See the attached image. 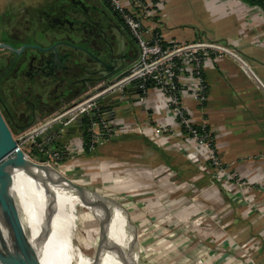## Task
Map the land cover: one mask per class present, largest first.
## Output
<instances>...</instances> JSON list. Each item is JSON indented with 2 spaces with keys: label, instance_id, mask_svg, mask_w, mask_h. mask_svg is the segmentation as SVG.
Returning a JSON list of instances; mask_svg holds the SVG:
<instances>
[{
  "label": "crops",
  "instance_id": "1",
  "mask_svg": "<svg viewBox=\"0 0 264 264\" xmlns=\"http://www.w3.org/2000/svg\"><path fill=\"white\" fill-rule=\"evenodd\" d=\"M152 23L166 40H219L238 49L250 62L254 78L246 75L229 57L209 63L205 67L209 85L207 102L203 107L190 100L188 103L195 122L206 124L215 134L222 160L231 163L232 169L243 176L256 174L264 180V11L241 0H198V5L190 0H164L159 14L152 18ZM136 59L133 53V62ZM127 96L133 102L115 107L116 114L110 121L118 126L149 125L156 128L160 135L126 133L112 136L93 152L79 155L78 160H66V165L73 167L67 169L69 175L74 177L85 170V161L104 160L109 168L126 167V171L115 168L112 173L107 171V175L102 176L107 183H120L121 191L127 189L122 183H134L133 209L140 204L145 207L133 210V215L128 204L120 200L122 196L106 198L109 203H113V207L126 213L125 222L131 223L133 220V227L136 226L134 231L139 228L147 213L154 214V202L148 201L152 196L151 189L157 186L159 191L165 193L160 208L163 213L168 211L174 219L187 222L199 211L196 204L203 205L215 213L225 214V237L243 235V232L235 228L238 222H242V227H248L247 236L260 235L262 244L264 222L260 229H256L252 222V210L241 209L245 213L242 212L234 204V195L210 186L211 174L194 163L195 159L203 158L202 153L187 143L181 125L165 111L160 91L151 87L141 98L142 93L133 87ZM79 126H69L68 133L59 139L64 142L74 141L79 136ZM201 162L204 163V159ZM88 176L91 181H96L95 174ZM258 200H264V192L253 202ZM110 225L109 220V228ZM195 227L204 229L199 232L209 237L218 234V230L212 226ZM132 232L125 228L119 234L129 237ZM200 241L203 242L204 238ZM232 243L228 245L232 247ZM231 257L226 264H233Z\"/></svg>",
  "mask_w": 264,
  "mask_h": 264
},
{
  "label": "built area",
  "instance_id": "2",
  "mask_svg": "<svg viewBox=\"0 0 264 264\" xmlns=\"http://www.w3.org/2000/svg\"><path fill=\"white\" fill-rule=\"evenodd\" d=\"M106 1L115 9L124 12L126 25L138 45L139 53L133 64V71L121 82L108 85L102 91H96L97 88L90 90L68 106L41 118L17 136L14 135L19 139L21 149L27 155L34 149L48 153L50 159L39 162L47 163L65 173V170L73 167L65 165L63 170L61 169L64 157L66 160H71L75 156L92 152L97 144L105 141L107 137L126 133L152 134L158 137L159 131L149 125L118 126L99 116V122H92L88 127L87 144L83 137L70 142L59 139L65 134V128L69 127L78 116L87 115L97 108L98 101L106 94L137 82V87L142 93L141 98H144L151 87L156 88L163 95L165 111L181 125L187 143L202 153L205 162H201L202 159H195L194 163L211 174V184L221 183L220 186H223L228 194L236 195L238 202L255 194L249 191L251 188H255L259 193L264 192V180L258 175L240 176L232 169L231 163L222 160L215 134L206 124L199 125L195 122L188 103L190 100L203 107L207 102L209 85L205 76V67L209 63L222 57H229L246 75L254 78L255 73L250 62L238 49L219 40L205 38L189 41L166 40L155 30L152 23V18L159 14V8L164 4V0ZM59 124L63 126L59 128ZM197 126H202L203 129L200 130ZM55 127L58 128L54 129ZM206 127L208 129H205ZM49 130H53V133L44 137L41 142H37V139L43 137ZM56 141L64 142L63 146L59 149L54 148L52 143ZM262 204L258 208L262 206L264 210V203Z\"/></svg>",
  "mask_w": 264,
  "mask_h": 264
},
{
  "label": "flooded vegetation",
  "instance_id": "3",
  "mask_svg": "<svg viewBox=\"0 0 264 264\" xmlns=\"http://www.w3.org/2000/svg\"><path fill=\"white\" fill-rule=\"evenodd\" d=\"M0 43V111L12 132L104 86L103 61L133 65L139 53L106 0H0Z\"/></svg>",
  "mask_w": 264,
  "mask_h": 264
},
{
  "label": "rangeland",
  "instance_id": "4",
  "mask_svg": "<svg viewBox=\"0 0 264 264\" xmlns=\"http://www.w3.org/2000/svg\"><path fill=\"white\" fill-rule=\"evenodd\" d=\"M190 1H192L193 4L197 3L198 5V0ZM13 134L17 136L19 133L13 130ZM78 139L79 138L74 141ZM27 148H29V145H27ZM29 156L38 161H45L48 160V158L50 159L48 153L40 152L35 149L29 152ZM77 157L78 156H75L74 160H78L79 158ZM66 163V160L62 162V170ZM107 165L108 164H106L104 160H94L91 162L85 161V164L83 165L85 170L77 173L74 177L69 175L70 172L68 170H65L64 174L73 179L78 185L86 187L93 192H97L105 198L113 197V199H116V197L120 198V196H122L120 200L128 204L127 207H129L132 215L133 210L143 209L140 207H145V205L141 204L133 209L134 183H122V185H125L129 191L127 189L121 191L119 190L121 189L119 185L120 183H107V180H105L106 178L101 176L107 175V171L112 173L115 168H120L121 171H126V167L120 166L109 168ZM79 169L82 170L83 168L79 167ZM170 173L172 172L170 171ZM89 174H95L96 181H91V178L88 176ZM239 175L243 176L241 174ZM43 183H45V186L55 185L54 180H49L47 178L43 179ZM220 184L221 183H215L213 185L210 183V186L220 188L221 191L226 193L225 188L220 186ZM249 191L254 192L255 194L244 199L242 202H238L236 195H234V204H236L240 210H252L254 212H251V214H253L252 217H254L252 218V222L256 229H260V225L264 222V210L262 206L259 208L258 206L264 203V200L253 202V200L259 197L261 193L255 188H251ZM91 195L98 200L94 194L91 193ZM150 195L152 196L149 198L150 200L148 202H154V205H152L155 210L154 214L147 213L144 219L140 222L139 228H136L135 231L134 228L136 226L133 227V220H131V223L126 221V224V213L122 209L113 207L114 205L111 202L106 203L104 201L107 208V214L111 217V219L109 218L111 221L109 228V239H111L110 251L115 264H226V261L230 256H233L231 257L233 259V264H248V262H250L249 264H264V241L261 244L260 241L262 240L260 239V235L251 236L252 238L248 237L247 225L242 227V222H238L235 228L238 229L240 233L243 232V235L239 234V236L234 235L233 237L227 238L225 237L227 223L224 213H215L212 209L195 203L197 208H199V211L194 218L187 220V222L183 220L181 221L177 218L174 219V216L170 215V212L166 211L168 213H163L160 209L162 207V198L165 193L159 191L157 186H153ZM231 195H233V193ZM253 197L254 199L252 200ZM19 202L21 203V200L18 199V197H15L14 209H12L11 212L18 220L22 221L25 210L23 206H19L22 205ZM98 209L101 214L103 211L102 207H98ZM243 210L241 211L244 212ZM65 211L69 214L68 216L65 213L63 218L64 222L67 223L66 232L71 239V243L77 249L85 250L88 254H92L94 249H85L84 246L85 243L94 246L93 244L97 239V236L93 231L94 226L89 224L87 228L86 226L82 227L81 222L79 221L80 219L73 216L71 213L72 211L68 206H66ZM245 216L247 217V212ZM172 220L175 221L172 222ZM195 226L215 227V229L218 230V234L215 237L214 235L213 237L206 236L205 234L203 235V233L199 232L200 228ZM125 228L129 231L133 230L129 237L121 236L119 234ZM203 230L204 229L200 231ZM137 232L139 234H137ZM133 233H136V235H133ZM202 238H204L205 242L200 241ZM231 241H233V243ZM228 243H232L233 246L231 247ZM231 251L233 252L232 255ZM259 261L261 263H258Z\"/></svg>",
  "mask_w": 264,
  "mask_h": 264
},
{
  "label": "bare ground",
  "instance_id": "5",
  "mask_svg": "<svg viewBox=\"0 0 264 264\" xmlns=\"http://www.w3.org/2000/svg\"><path fill=\"white\" fill-rule=\"evenodd\" d=\"M41 177L22 170L13 176V193L21 200L19 203L22 205L19 206L25 210L22 220L25 235L19 244L13 247V244L7 245L5 251L29 249L40 255L41 262L20 260L12 264H115L110 251L109 219L102 195L78 184L72 193L59 180L54 186H45ZM1 197L0 200L4 202L8 196L3 194ZM66 206L74 217L80 219L82 227L87 228L89 224L94 226L93 231L97 236L94 246L89 243L84 246L85 249L93 248L92 254L77 249L71 243L63 218ZM98 207L103 209L101 214ZM77 250L82 257L79 253L74 254Z\"/></svg>",
  "mask_w": 264,
  "mask_h": 264
},
{
  "label": "water",
  "instance_id": "6",
  "mask_svg": "<svg viewBox=\"0 0 264 264\" xmlns=\"http://www.w3.org/2000/svg\"><path fill=\"white\" fill-rule=\"evenodd\" d=\"M3 46L8 45L0 43V47ZM49 49H44V51L48 52L50 51ZM49 57L51 58L50 64H54L56 59L53 54L49 53ZM103 65L104 69L101 71V79H107L108 81L104 86L97 88L96 91H102L108 85L112 86L121 82L134 69V65H132L131 61H122L119 64H116L115 67L111 66L109 62L103 61ZM133 87H137V82L125 85L121 90L118 89L106 94L98 101L97 108L91 110L87 115L78 116L69 126L80 125L81 127L86 117L94 118V122L97 123L99 122V116L104 117L106 120L114 119L116 114L115 107L133 102V99H130L129 96H127L128 91L133 89ZM137 89L138 93H141V90L138 87ZM98 125L100 127V124ZM62 126V124L58 125L59 128ZM58 127H55L54 129ZM52 133L53 130L47 131L43 137L37 139V142H41L44 137L49 136ZM67 133L68 127L65 128V134ZM19 170L34 172L40 175V177L42 176L41 178L43 179L47 178L49 180H54L55 184L58 182L56 180H59L65 184L68 187V190L72 193L75 192V189L77 188V183L58 169L47 163L36 161L27 155L19 146V139L14 136L10 126L5 121L0 111V199L3 194H7L8 196L4 202H2L3 200H0V264H12L20 260H34L41 262L40 255L29 249L23 251L14 250L12 252L5 251L7 245L11 246L13 244V247L19 244L20 240L25 235L22 221L18 220L11 212V210L14 209L16 197L13 193V176ZM103 198L106 203H109L105 197ZM78 253L80 254L78 250L77 252L74 251V254L78 255Z\"/></svg>",
  "mask_w": 264,
  "mask_h": 264
},
{
  "label": "trees",
  "instance_id": "7",
  "mask_svg": "<svg viewBox=\"0 0 264 264\" xmlns=\"http://www.w3.org/2000/svg\"><path fill=\"white\" fill-rule=\"evenodd\" d=\"M243 1L244 3L250 5V6H257L259 8H261L263 11H264V0H241ZM159 32V31H158ZM51 111V110H50ZM49 111V112H50ZM48 112V110H46V113ZM95 119L94 118H91V117H86L80 127V133H79V136L78 138H81L83 137L84 138V142L87 144L88 141H89V131H88V127L90 126V124L92 122H94ZM31 124L29 123H26L24 125H22L21 127H17V126H13V129L16 131V132H22L24 131L25 129H27ZM197 128H199L200 130H202V126H197ZM205 129H208V127H206ZM110 137H107L105 139V142L109 139ZM67 142V141H66ZM103 141V143H105ZM63 143L62 141H56V142H53L52 143V146L54 148H57L59 149L61 146H63ZM103 143H99L97 144L96 148L99 146V145H102ZM93 152V151H92ZM88 153H91V152H87L86 154ZM64 160H66V158L64 157ZM42 161V160H41Z\"/></svg>",
  "mask_w": 264,
  "mask_h": 264
}]
</instances>
